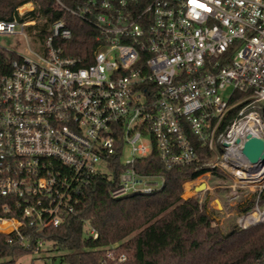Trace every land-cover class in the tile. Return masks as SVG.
<instances>
[{
	"label": "built area",
	"instance_id": "1",
	"mask_svg": "<svg viewBox=\"0 0 264 264\" xmlns=\"http://www.w3.org/2000/svg\"><path fill=\"white\" fill-rule=\"evenodd\" d=\"M56 2L94 27L90 60L55 44L73 35L62 18L43 42L28 33L34 21L0 19V35L16 39L0 45L15 56L0 72V232L21 250L0 264L31 256L67 264L33 236L62 225L97 176L111 178L115 157L124 170L111 194L120 197L163 185L162 176L139 173L137 160L156 152L165 166H184L204 148V167L258 187L256 207L237 225L263 222L264 0ZM248 137L263 143L256 162L240 150ZM101 264L132 262L111 245ZM254 264H264V252Z\"/></svg>",
	"mask_w": 264,
	"mask_h": 264
},
{
	"label": "trees",
	"instance_id": "2",
	"mask_svg": "<svg viewBox=\"0 0 264 264\" xmlns=\"http://www.w3.org/2000/svg\"><path fill=\"white\" fill-rule=\"evenodd\" d=\"M61 1L73 7L84 0ZM28 3L32 8L21 13L19 9ZM61 18L73 35L68 40L57 39L55 44L61 45L66 56L90 60L96 48L94 27L66 12L56 0H0V19L34 21L27 30L40 42L50 34L52 23ZM13 57L0 50V72ZM210 157V152L201 148L194 163L167 167L154 152L137 160L135 168L142 174L162 176V187L147 194L113 197L111 192L124 170L115 157L110 165L112 177L97 176L75 212L59 227L35 234L32 242L44 239L54 253L52 260L67 264H101L105 248L111 245L128 252L132 264H254L264 252V221L249 228L235 224L224 230L216 223L208 198L183 197L187 180L209 170L213 176L223 177L220 170L203 166ZM259 202L264 206V193ZM253 206L254 201L243 210ZM90 228L97 231L96 239L89 236ZM20 253V249L9 247L7 236L0 232V256Z\"/></svg>",
	"mask_w": 264,
	"mask_h": 264
},
{
	"label": "rangeland",
	"instance_id": "3",
	"mask_svg": "<svg viewBox=\"0 0 264 264\" xmlns=\"http://www.w3.org/2000/svg\"><path fill=\"white\" fill-rule=\"evenodd\" d=\"M31 8L32 4L28 3L22 6L19 11L24 12ZM15 43V37L11 35H0V45L5 47H16ZM32 46L37 47V44H32ZM20 50L24 52L25 48L22 47ZM230 92L231 88H228L226 94ZM220 172L223 177L213 176L211 171H207L204 175L194 180H187L184 183L183 197L188 198L197 195L201 200L208 198L210 209L215 210L214 218L216 223L222 229L227 230L237 224V218L245 212L243 209L246 208L250 202L254 201V206L252 208L256 207V193L258 187L236 183L234 177L229 173L224 171ZM258 205L261 209L264 208L259 200ZM42 260H39L37 256H31L29 258H19L17 262L20 264H30L34 261L35 264H43Z\"/></svg>",
	"mask_w": 264,
	"mask_h": 264
},
{
	"label": "water",
	"instance_id": "4",
	"mask_svg": "<svg viewBox=\"0 0 264 264\" xmlns=\"http://www.w3.org/2000/svg\"><path fill=\"white\" fill-rule=\"evenodd\" d=\"M244 156L251 162H256L263 150V143L256 137H248L240 148Z\"/></svg>",
	"mask_w": 264,
	"mask_h": 264
},
{
	"label": "bare ground",
	"instance_id": "5",
	"mask_svg": "<svg viewBox=\"0 0 264 264\" xmlns=\"http://www.w3.org/2000/svg\"><path fill=\"white\" fill-rule=\"evenodd\" d=\"M260 172H261V173H264V170H261Z\"/></svg>",
	"mask_w": 264,
	"mask_h": 264
}]
</instances>
